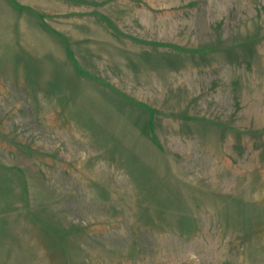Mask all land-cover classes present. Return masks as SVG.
<instances>
[{
    "label": "rangeland",
    "instance_id": "1",
    "mask_svg": "<svg viewBox=\"0 0 264 264\" xmlns=\"http://www.w3.org/2000/svg\"><path fill=\"white\" fill-rule=\"evenodd\" d=\"M0 264H264V0H0Z\"/></svg>",
    "mask_w": 264,
    "mask_h": 264
}]
</instances>
